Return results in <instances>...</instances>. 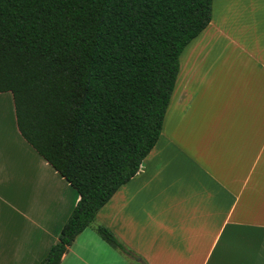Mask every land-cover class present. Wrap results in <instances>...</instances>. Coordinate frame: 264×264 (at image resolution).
Wrapping results in <instances>:
<instances>
[{"label":"crops","instance_id":"1","mask_svg":"<svg viewBox=\"0 0 264 264\" xmlns=\"http://www.w3.org/2000/svg\"><path fill=\"white\" fill-rule=\"evenodd\" d=\"M211 11L179 57L156 145L60 264H264V7L213 0ZM4 94L0 192L12 214L0 216V264H39L78 196L22 139ZM204 121L213 134L197 152L189 134ZM96 226L136 258L112 249Z\"/></svg>","mask_w":264,"mask_h":264},{"label":"trees","instance_id":"2","mask_svg":"<svg viewBox=\"0 0 264 264\" xmlns=\"http://www.w3.org/2000/svg\"><path fill=\"white\" fill-rule=\"evenodd\" d=\"M213 0H0V94L18 133L76 192L58 242L78 235L156 145L185 47ZM97 234L130 259L108 229Z\"/></svg>","mask_w":264,"mask_h":264},{"label":"rangeland","instance_id":"3","mask_svg":"<svg viewBox=\"0 0 264 264\" xmlns=\"http://www.w3.org/2000/svg\"><path fill=\"white\" fill-rule=\"evenodd\" d=\"M255 2H257V5L259 4L260 7H264V0H253ZM186 54H184V56L182 57V64H183V68H185V60ZM225 65V64H224ZM224 68V66H223ZM222 68V69H223ZM9 94H3L0 95V135H4L5 133V126H6V122H3V120H1L2 117H6V114L8 111H10V107H11V100L9 99ZM210 124L209 122H205L202 125H195L194 128V133L189 134L190 136H193V140L192 142H189L192 150H196L197 152H200L199 147H203V137L207 138L205 135L203 134H207V135H212L213 133H211V129L209 128ZM206 143L209 145V139L206 141ZM9 204V203H8ZM7 204L6 200L3 197V192H0V216L1 214H9L11 218V210L9 209V205ZM91 226H95V225H91Z\"/></svg>","mask_w":264,"mask_h":264}]
</instances>
